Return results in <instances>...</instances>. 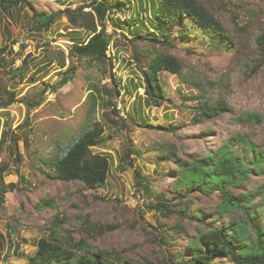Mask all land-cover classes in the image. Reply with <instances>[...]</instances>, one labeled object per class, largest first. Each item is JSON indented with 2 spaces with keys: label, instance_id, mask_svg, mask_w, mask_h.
Wrapping results in <instances>:
<instances>
[{
  "label": "rangeland",
  "instance_id": "374dc122",
  "mask_svg": "<svg viewBox=\"0 0 264 264\" xmlns=\"http://www.w3.org/2000/svg\"><path fill=\"white\" fill-rule=\"evenodd\" d=\"M200 1L233 41L218 43L214 33L188 19L186 36L172 37L179 30L175 26L168 44L150 45L135 36L163 38L166 25L151 16V0H125L101 23L96 20V31L103 27L109 42L101 61L73 52V44L85 41L90 32L71 25L64 13L43 28L26 5L0 7V161L8 164L3 182L15 185L0 204V264H31L40 237L70 251L71 261L82 253L75 242L83 239L92 250L103 251L107 264H177L203 252L199 245L189 246L197 240L192 209L224 229L230 222H245L241 241L233 236L234 251L254 241L248 220L264 228V160L257 158V150L264 158V60L257 65L256 43L264 24V0ZM31 2L47 15L92 4ZM88 6L83 10H91ZM155 49L181 62L179 74L161 71L164 96L158 97L159 105L147 98L142 72L145 53ZM70 66L76 68L74 75L60 85ZM199 79L201 87L194 85ZM220 99L230 109L218 106L219 112L196 120L201 102L212 107ZM243 111L258 113L260 121H238ZM94 122L102 132L90 151L109 161L104 184L92 189L77 180L53 178L51 162L60 148ZM234 134L252 145L232 140ZM227 140L240 166L258 164L236 186L223 184L248 206L249 219L237 208L218 212L215 219L217 189L206 195L177 185L178 165L192 160L209 165L204 156ZM133 147L140 153L128 151ZM16 150L17 165L12 162ZM180 209L183 215L174 212ZM230 263L229 255L208 261Z\"/></svg>",
  "mask_w": 264,
  "mask_h": 264
},
{
  "label": "trees",
  "instance_id": "16d2710c",
  "mask_svg": "<svg viewBox=\"0 0 264 264\" xmlns=\"http://www.w3.org/2000/svg\"><path fill=\"white\" fill-rule=\"evenodd\" d=\"M125 0H92V4L83 7H92L91 10L84 11L82 6L74 9L65 8L46 14L45 12H38L35 10L31 0H0V7L6 9L9 6H17L23 4L28 6L40 20V27L48 28L53 20L64 13L71 25L74 27L85 28L90 32V36L81 43L73 44V52L79 57H90L103 60L106 57V50L109 42L105 36L103 27L96 31V20L101 21L105 18L106 14L110 11L121 8ZM141 4V3H140ZM152 17L159 24L166 25V34L163 38L157 36H146L138 34L137 39H142L144 42L155 46H164L168 44L169 31L177 26L179 30L173 34L172 37H184L187 35L186 20L199 27V29L209 30L216 35L217 42L233 41L227 34L221 22L216 19L212 11H210L204 3L200 0H151L150 3ZM96 17V19H95ZM137 17V16H136ZM138 19V17L136 18ZM172 35V34H170ZM257 47L261 57L258 60L259 65L264 60V24L261 27V32L256 38ZM4 48H0V52ZM145 68L142 70L146 77L145 93L147 98L153 102L154 105H159V96H164V86L161 82V71H168L174 74H179L181 62L175 56L161 52L157 49L151 53H145ZM139 60V59H138ZM25 61V60H23ZM26 62V61H25ZM63 65L62 62H60ZM75 67L70 66L63 71L62 78L59 82L60 85L68 82L75 73ZM16 70V69H15ZM197 87L200 86V79L194 82ZM119 93V91H117ZM11 98L9 101H12ZM93 99L91 100V105ZM221 106L224 109H230L222 99L215 103L212 107H206L201 102L200 110L197 113V119L204 116L214 115L220 111ZM238 121L259 122L260 115L255 112L243 111L237 116ZM161 129H169L162 125L152 126ZM102 127L98 122H94L90 128L83 131L75 140L60 148L58 154L52 160L53 178H58L63 181H80L88 188H98L104 184L108 176L109 161L104 154L92 153L90 146L100 142V135ZM232 140L236 142L244 141L246 144L252 145L244 135L234 134ZM252 148H254L252 146ZM256 151L255 149H253ZM131 153H140L135 147L128 148ZM257 158L259 162H263V153L257 150ZM205 159H210L211 163L205 165L200 160L187 162L178 165L179 177L177 179L178 187H185L189 191H200L203 194H210L217 189L219 191L220 200L216 204L214 214L215 219H218L219 213L222 211H230L237 208L245 214L244 219L250 218V211L243 201H238L235 197L231 196L226 190L223 189V184L228 182L227 185L234 187L239 182L247 179L253 169L258 166L254 161L252 168L249 169L245 166H240L238 160L233 156L231 150V143L227 140L224 144L216 146L213 152L206 154ZM20 161V154L16 150L12 160L16 165ZM126 164H131L130 160L123 159ZM8 164L0 161V204L3 202L4 192L14 189V183H4L3 174L7 170ZM137 175L140 172L137 168L134 169ZM159 205V204H158ZM167 208L168 205L160 202V206ZM171 211V210H169ZM179 215H183L184 210L180 209L174 211ZM190 219H195L197 222L196 233L194 241L190 247L199 245L203 252H195L191 254L184 261L178 259L177 264H208V261L214 257H225L229 255L231 259L230 264H264V228H258L254 222L248 220L252 231L254 232V241L243 245L239 251H234L232 248L233 236L237 242L241 241L245 230V222L232 223L224 227L215 226L210 224L214 220L208 222L207 219L200 217L196 209H192ZM247 221V220H244ZM193 240H191V243ZM75 246L82 249L74 261L69 258L72 253L68 250L61 249V246L45 237H40L37 242V247L33 255L30 257L31 264H107L103 258V251L99 249L92 250L91 246L86 244L83 239L75 242ZM125 264H128L125 262Z\"/></svg>",
  "mask_w": 264,
  "mask_h": 264
}]
</instances>
